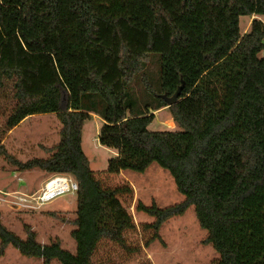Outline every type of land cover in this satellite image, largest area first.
I'll return each instance as SVG.
<instances>
[{
  "label": "trees",
  "instance_id": "16d2710c",
  "mask_svg": "<svg viewBox=\"0 0 264 264\" xmlns=\"http://www.w3.org/2000/svg\"><path fill=\"white\" fill-rule=\"evenodd\" d=\"M252 18L241 31L240 17ZM264 0H0V108L14 106L10 131L55 113L60 142L47 158L21 160L0 138V154L21 171L69 174L78 182L71 235L76 252L53 240L22 238L0 221V256L9 244L43 264H112V245L128 254L134 187L112 178L152 163L169 170L185 199L135 209L161 226L193 206L211 264H264ZM7 90V91H6ZM175 98L176 102L171 103ZM168 107L178 129L152 130ZM102 118L98 139L113 149L96 172L83 127ZM56 214L55 212L53 215ZM150 239L146 240L149 245Z\"/></svg>",
  "mask_w": 264,
  "mask_h": 264
},
{
  "label": "rangeland",
  "instance_id": "374dc122",
  "mask_svg": "<svg viewBox=\"0 0 264 264\" xmlns=\"http://www.w3.org/2000/svg\"><path fill=\"white\" fill-rule=\"evenodd\" d=\"M252 18L249 15L240 17L242 32L248 29ZM259 18L264 21V15ZM1 103L0 138L3 139L7 150L24 161L35 157H49L50 154L43 146L51 147L61 139V122L57 114L42 113L30 116L11 129L12 131H8L5 122L14 106L11 94L4 93ZM102 124V118L93 115L83 127V149L96 172L107 170L108 161L115 152L99 142L98 135ZM149 128L178 129V126L168 107H163L155 111V119ZM51 176L41 169L21 171L0 154V198L6 199L0 204V221L22 238L27 236L25 226L28 225L36 232L38 241L48 243L58 239L64 248L76 252L75 240L71 235L74 227L72 219L77 209L76 192L63 194L44 205H35V208L15 203V196L39 194L44 181ZM112 179L113 184L129 182L134 187V198L129 211L138 227L135 231L126 233V242L129 246L139 248L128 254L119 246L112 245V264H211L219 257L215 248L204 242L207 230L201 227L193 206L183 215L167 220L160 228L158 239H150L154 235L152 228L142 227L145 222H153L154 217L135 209L138 200L146 205L157 204L159 207H166L185 199L169 170L154 162L145 171L128 169ZM5 192L11 195L4 194ZM54 212L56 214L53 215ZM148 239L151 241L146 245L145 241ZM0 264H43V260L23 255L14 245L9 244L0 256ZM51 264L61 263L54 260Z\"/></svg>",
  "mask_w": 264,
  "mask_h": 264
},
{
  "label": "built area",
  "instance_id": "2783aa9c",
  "mask_svg": "<svg viewBox=\"0 0 264 264\" xmlns=\"http://www.w3.org/2000/svg\"><path fill=\"white\" fill-rule=\"evenodd\" d=\"M20 181H23L22 178H20ZM77 190L78 182L73 176L60 173L53 174L45 181L39 194L36 193L24 197L15 196L17 198L15 203H19L26 207L35 208V205L36 207L44 205L45 203L50 202L63 194L76 192ZM4 194L11 195V193L8 192H5ZM2 200L6 201V199L0 198V204H2Z\"/></svg>",
  "mask_w": 264,
  "mask_h": 264
},
{
  "label": "water",
  "instance_id": "95a60500",
  "mask_svg": "<svg viewBox=\"0 0 264 264\" xmlns=\"http://www.w3.org/2000/svg\"><path fill=\"white\" fill-rule=\"evenodd\" d=\"M175 102H176V99L173 98V99L171 100V103H170V104L175 103Z\"/></svg>",
  "mask_w": 264,
  "mask_h": 264
},
{
  "label": "crops",
  "instance_id": "0c3cea01",
  "mask_svg": "<svg viewBox=\"0 0 264 264\" xmlns=\"http://www.w3.org/2000/svg\"><path fill=\"white\" fill-rule=\"evenodd\" d=\"M12 130H13V129H12ZM12 130H11V131H12ZM114 154H116V152H114ZM46 180H47V179H46ZM44 182H45V181H44ZM44 182H43V183H44Z\"/></svg>",
  "mask_w": 264,
  "mask_h": 264
}]
</instances>
